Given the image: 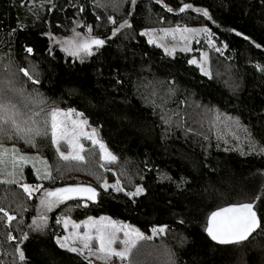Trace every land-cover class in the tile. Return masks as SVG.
I'll return each instance as SVG.
<instances>
[{
  "label": "trees",
  "instance_id": "obj_1",
  "mask_svg": "<svg viewBox=\"0 0 264 264\" xmlns=\"http://www.w3.org/2000/svg\"><path fill=\"white\" fill-rule=\"evenodd\" d=\"M184 4L192 7L179 11ZM125 21L131 26L121 28ZM178 28L198 30L185 33L197 39L191 48L203 55L209 75L190 63L196 52H170L169 41L163 48L141 34ZM204 28L208 34L199 31ZM74 32L105 43L91 56L66 55L52 41ZM258 66L264 67V0H0V103L22 128L47 133L29 134L32 146L0 120L9 129L0 145L43 158L51 180L98 194L84 205L80 198L58 204L34 230L35 198L0 183V264H89L60 246L56 219L99 216L150 237L136 243L126 264H264V71ZM67 108L98 127L116 161L104 162L88 145L83 161L60 159L47 114ZM23 175L24 183H38L30 168ZM117 182L123 191L115 190ZM137 187L140 195L126 194ZM243 203L255 204L261 226L241 243L214 244L205 233L209 214ZM4 212L15 219L7 221Z\"/></svg>",
  "mask_w": 264,
  "mask_h": 264
},
{
  "label": "snow or ice",
  "instance_id": "obj_2",
  "mask_svg": "<svg viewBox=\"0 0 264 264\" xmlns=\"http://www.w3.org/2000/svg\"><path fill=\"white\" fill-rule=\"evenodd\" d=\"M132 4L135 5L136 0H131ZM167 8V6L165 5ZM192 6L190 4H184L183 7L179 9V11L183 12L185 9L191 8ZM168 11H172L171 8H167ZM197 11H201L197 9ZM202 14L205 17H208L211 19L209 16V13L207 10H203ZM112 23H115V20H112L109 18ZM128 26L130 27L131 25L128 24L127 21L124 22V24L120 25L121 28ZM114 30L113 34H115ZM165 32V35H168L170 33L180 31V29H174V30H163ZM184 32H190V33H195L196 29H183ZM199 31H203L205 34H208L209 30L207 28L201 29ZM89 32H91V28H89ZM142 35H148L150 36L149 31H145L141 33ZM79 35V34H77ZM239 35V33H237ZM247 39V37H245ZM155 41L151 38L149 39V43H154ZM69 44V47H65V51H68L70 55L73 56H79L81 53H83L86 56H91L93 55L92 51V46L95 45L97 48L100 46H103L105 41L102 39L98 38H89L87 40H84L82 42H77L75 44H72L71 41L66 42ZM209 43L211 44V40H209ZM259 47V45H257ZM174 50V49H173ZM182 50H188V49H182ZM28 52H31L32 49H27ZM167 51V49H166ZM216 51H220L219 48L216 49ZM190 63H197L196 60L190 61ZM261 71H264V67L258 66ZM21 71L24 72L25 76H29V73L21 69ZM202 71H204L205 75H209V73L202 68ZM29 79L31 77L29 76ZM38 82V81H34ZM10 103V102H9ZM13 109L15 108V105L11 106ZM9 106L8 104L0 103V113H3L2 116H0V120L3 121V124L9 125L10 129L13 130L16 134H24V136H27V139L25 140L26 143L32 144V146H35V141L33 139L32 135L29 134H34L35 136H40V135H46V131H41L40 129H35L33 130L32 128H22L21 125L17 122L15 116L16 113L9 114ZM75 110H69L68 112L62 113L59 109H53L49 115L51 117V138L52 142L54 144L59 145V140L64 137V133H61V135L58 137V128L61 127L57 123V117L58 116H64V117H70L74 114ZM39 115V113H37ZM76 115H81L79 113H76ZM45 124L48 123L47 120L44 121ZM72 123L75 125L76 121H72ZM80 123H86V121H81ZM9 129H6L2 126H0V136H7L8 135ZM95 132L91 136H88L89 139L92 140L93 144L99 143L100 149L102 152L105 154V159L107 162H114L116 161V157L112 155L110 152L107 151L105 145L103 143H100L96 139H94ZM23 138V136H21ZM68 146L72 149L71 151L68 152L66 155L64 152H59V147H57V151L60 154V159L64 161L68 160H77V161H83L84 157L80 155L81 152L84 151L82 145H77L74 144L71 140L68 142ZM7 149L3 150L4 154H7ZM13 153L18 152V149H13ZM261 152H264V147L260 149ZM2 158V157H0ZM20 159H25L24 157H20ZM46 164V162H44ZM39 176V172L37 173ZM40 178L43 179H51V173L48 171H45L44 175ZM24 190L25 192H28L29 195H31V192L33 190H39L40 186H37L36 189H30V186L24 185ZM105 190L109 187L107 183L103 185ZM116 191H123L122 188L119 187V183L114 186ZM143 192V189L140 187L136 188L135 192L131 193H126L127 195L131 196H138ZM87 194V199L88 200H95L97 197V192L94 188L92 187H66V188H57L55 191H45L44 196L45 199L41 200V205L47 207V209L50 211L52 207H54L57 204L63 203L66 200H72L76 198L77 196ZM47 197H54L55 200H48ZM86 206V205H85ZM4 209L0 208V212H3ZM4 215L7 216L8 220L11 221L15 219V217L8 216L7 212H4ZM41 219H46V217H41ZM106 218L101 217L100 221H94V220H89V224H91L93 227L96 229V236L93 237L89 235V233H84L82 237H80L82 243H83V248L88 249L90 255L97 256L98 259H101L105 262L110 260L113 257L119 258L121 260H126L129 256V254L132 252V249L136 246V243L138 240H144V239H149L150 237H145L142 233L138 232L137 230H131V231H124V236L125 239L121 241L123 243L124 247L122 250H116L115 247H113L114 244L117 243V236L116 232L120 229H117L116 225L108 220L107 223H104ZM69 223L68 220L64 221L65 226H67ZM33 224L36 225L37 228H40V224H36L35 221H33ZM86 227L88 226L87 224L85 225ZM261 226V219L258 218L257 212L254 210V205L252 203H243L239 205H234L226 208H222L216 212H213L211 214V217L209 219L208 226L206 228V231L208 235L215 241H218L221 244H230V243H239L241 241H244L248 239V237L257 229ZM74 228H79V224H73ZM154 232L157 231V229H153ZM158 231L163 232L164 229L160 228ZM134 236V238H133ZM11 239V237H10ZM95 239L98 241V248L96 251H92L91 249V241ZM61 247H65V244H61ZM69 251L72 252H81L82 250L77 249V248H69ZM20 258L23 259V253H20ZM91 264V262H89Z\"/></svg>",
  "mask_w": 264,
  "mask_h": 264
},
{
  "label": "rangeland",
  "instance_id": "obj_3",
  "mask_svg": "<svg viewBox=\"0 0 264 264\" xmlns=\"http://www.w3.org/2000/svg\"><path fill=\"white\" fill-rule=\"evenodd\" d=\"M180 29V28H178ZM79 33H73L70 37L65 38V39H60L57 38L54 41H52L53 43H55L60 49L61 51L66 54V55H70L68 51H65V47H69V44L66 42L71 41L72 44H75L77 42H82L84 40H87L89 38H95V37H91L88 36L87 34H79ZM151 38L155 41V44L161 45L163 48H165L166 43L169 41V51L173 52L177 49H188V50H184L187 51L189 53H194L196 52V54L198 55L197 58H193L192 60H196L197 63H195L194 65L198 66L199 68H204L203 66V55L199 52V50L197 49H192L191 45L192 42H196L197 39L194 38L195 40H193L192 38L188 39L187 33L185 32H181L177 31V32H173L170 33L168 35H165V33H150ZM150 36H148V40L150 39ZM176 45H175V44ZM97 47L95 45L92 46V51L93 49ZM174 49V50H173ZM73 56V55H70ZM86 55H84L83 53H81L79 56L77 57H85ZM62 113L68 112L69 110H74L72 108H67V109H59ZM76 113H79L77 111H74V114L70 117H64V116H58L57 117V123L58 125H60L61 127L58 128V137L61 135V133H64L66 135H64V137L62 139L59 140V143L63 144L65 147L64 148H59V152H64L66 155L68 154L69 151H71L72 149L68 146V141L71 140L74 144L77 145H82L83 149L88 145V146H94L97 148L98 152H99V156H101V159L104 162H107L105 159V154L104 152L101 151L99 143L97 144H93L92 140L88 138V136H91L93 134V132H95V136L94 139H96L97 141H99L100 143H103L101 140H99L98 137V127L93 124L92 122H90L86 117L82 116V115H76ZM80 114V113H79ZM51 121V118H50ZM72 121H76V124L74 125L72 123ZM81 121H86V123H80ZM52 133V130H51ZM52 140V138H51ZM53 146L57 149V147H59L57 144H54L52 142ZM15 147L14 146H5V145H0V183H13L17 186H19L24 192V185H28L30 186V189H36L37 186L39 187V190H33L31 192V195H29L28 192H25V194L28 197L31 198H35V203H36V214L37 216L32 220L36 222V224H40L41 227L37 228L35 224L32 223V229L34 230H38L41 229L42 226H44L46 224V219H41V217H45L46 214L49 212V210L47 209V207L41 205V200L45 199L44 193L45 191H55L57 188H66V187H85L79 184H61L58 182H55L54 180L51 179H43L40 178L44 175L45 171L49 172L48 169V165L47 163L45 164V160L41 157H39L36 154L33 153H21V152H15L13 153V149ZM7 149V154L3 153V150ZM16 149V148H15ZM107 149V148H106ZM108 152H110L107 149ZM57 151L59 157L60 154ZM111 153V152H110ZM112 154V153H111ZM113 155V154H112ZM20 157H24L25 159H20ZM30 168L32 174L36 177L38 183L34 184V185H29L24 183V168ZM39 172V176L38 173ZM105 183H103L101 185L102 188L103 185ZM108 184V183H107ZM76 198H80L82 201V205L86 204L89 201L92 200H88L87 199V194H83L80 196H77ZM48 200H55L54 197H47ZM65 202V201H64ZM61 204V203H60ZM58 205V204H57ZM55 205V206H57ZM54 206V207H55ZM52 207V209L54 208ZM104 217L106 218V220L104 221V223H107L108 220L112 221L117 229H120L116 232V236H117V243L113 245V247L116 248V250H122L124 245L123 243H121V241H123L125 239L124 236V231H131V230H137L138 232L141 233V231L133 226L130 225L126 222H122V221H116L108 216H99V217H95V218H88L82 222H74L71 221L65 217L63 218H58L56 219V222L60 225V233L58 238V241L60 242V244H65L66 249L69 250V248H77L82 250L81 252H75L78 255H80L84 260L90 261L93 264H126V260H121L119 258L113 257L110 260H108L107 262L101 260V261H95V259H98L97 256L94 255H90L89 250L88 249H84L83 248V243L80 239V237H82L84 235V233H89V235L95 237L96 236V229L95 227H93L91 224H89V220H94V221H100V218ZM68 220L69 223L67 226H65L64 221ZM8 221V218H7ZM73 224H79L80 227L79 228H74ZM88 225L87 227L85 225ZM143 234V233H142ZM144 235V234H143ZM134 238V236H133ZM140 241V240H138ZM137 241V242H138ZM98 248V241H96L95 239H93L91 241V249L92 251H96Z\"/></svg>",
  "mask_w": 264,
  "mask_h": 264
},
{
  "label": "water",
  "instance_id": "obj_4",
  "mask_svg": "<svg viewBox=\"0 0 264 264\" xmlns=\"http://www.w3.org/2000/svg\"><path fill=\"white\" fill-rule=\"evenodd\" d=\"M253 205H254V207H255V204L254 203H252ZM234 205H236V204H233V205H228V206H225V207H222V208H226V207H230V206H234ZM237 205H239V204H237ZM222 208H219V209H217V210H214L213 212H216V211H218V210H220V209H222ZM254 210H255V208H254ZM212 212V213H213ZM211 213V214H212ZM211 214H209V216H208V218H207V226H208V223H209V219H210V217H211ZM258 216V215H257ZM207 228V227H206ZM258 230V228L250 235V236H252L256 231ZM205 233H206V235L208 236V238L214 243V244H217V245H232V244H237V243H230V244H221V243H219L218 241H215V240H213L209 235H208V233H207V231L205 230ZM249 236V237H250ZM248 237V238H249ZM245 241V240H244ZM241 242H243V241H241ZM241 242H239V243H241Z\"/></svg>",
  "mask_w": 264,
  "mask_h": 264
}]
</instances>
